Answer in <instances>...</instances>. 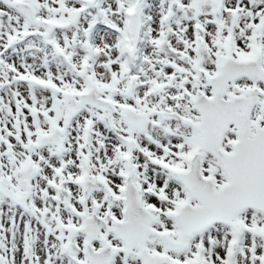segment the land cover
Segmentation results:
<instances>
[{"label": "snow or ice", "instance_id": "1", "mask_svg": "<svg viewBox=\"0 0 264 264\" xmlns=\"http://www.w3.org/2000/svg\"><path fill=\"white\" fill-rule=\"evenodd\" d=\"M0 264H264V0H0Z\"/></svg>", "mask_w": 264, "mask_h": 264}]
</instances>
